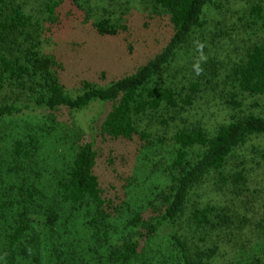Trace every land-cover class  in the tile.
Wrapping results in <instances>:
<instances>
[{"label":"trees","instance_id":"1","mask_svg":"<svg viewBox=\"0 0 264 264\" xmlns=\"http://www.w3.org/2000/svg\"><path fill=\"white\" fill-rule=\"evenodd\" d=\"M35 1L53 14L65 4L87 16L101 6L95 0ZM148 1L168 18L171 34L163 49L131 73L106 85L85 82L71 95L60 81V65L41 53L44 27L35 8L27 0H0V120L24 112L56 114L100 106L87 129L71 120L68 155L60 169L54 168L50 185L23 184L17 186V198L8 192L0 200V216L15 209L8 246L19 247L24 257L8 256L7 264H224L214 259L222 254V238L229 235L243 244L242 222L236 224L239 217L231 207L200 206L192 193L209 176L238 198L256 191L249 190L248 164L264 165V23L223 77L214 57L203 63L199 76L177 81L164 75L167 67L202 30L206 9H222L230 0ZM241 1L245 14L260 15V3ZM92 25L101 36L125 29L110 16ZM218 92L231 112L209 128L193 105ZM254 138L262 143L252 147L254 156L242 153ZM165 140L168 149L157 147ZM37 146L30 134L17 138L12 151L17 172L33 169ZM159 171L166 180L147 189ZM141 189L144 196H135ZM261 208L255 251L230 264H264V203ZM161 230L167 233L166 251L163 239L156 242ZM212 234L215 244L206 245Z\"/></svg>","mask_w":264,"mask_h":264},{"label":"rangeland","instance_id":"2","mask_svg":"<svg viewBox=\"0 0 264 264\" xmlns=\"http://www.w3.org/2000/svg\"><path fill=\"white\" fill-rule=\"evenodd\" d=\"M27 1L35 8V14L44 27L39 37L41 53L53 57L60 65V81L71 95L80 92L85 82L106 85L133 72L160 52L171 34L167 16L154 8L148 0H95V5L101 6L93 8L89 16L70 4L61 6L53 14L48 12L44 4L40 5V2L35 0ZM253 1L260 3L262 9L260 15L254 16L255 18L242 11L241 0H230L219 10L210 5L206 9L204 27L192 36L186 48L177 53L164 75L170 73L177 81H189L196 77L193 66L201 55V50L198 49V44H201L202 52L207 57L203 63L208 65V60L215 57L223 77L228 67L242 58L246 46L263 28L264 0ZM101 16L119 20L125 25V29L120 30L115 36L99 35L92 23ZM99 110L100 106L95 103L77 112L67 110L56 114L46 111L24 112L0 120V200L8 192L11 199L17 198V186L23 184L31 186L35 183L37 187L50 185L54 168L60 169L68 155V147L72 142L68 131L71 120H75L76 126L81 129H87ZM193 112L197 117H201L209 128H213L215 124L229 119L231 105L219 92L214 95L206 94L203 99L194 103ZM53 119L57 120L54 124ZM25 133L32 135V139L37 142L38 146L33 150L34 155L31 158L35 162L32 165L33 169L17 172L15 169L17 161L12 155L13 146L17 138L26 135ZM26 138V142L31 141L30 136ZM166 141L161 144L154 143L166 150L169 148ZM261 144L254 138L242 148V153L254 156L251 154L252 147H260ZM255 158L258 159L257 156ZM248 166L249 190L256 189L253 193L249 192L247 195L244 193L240 198L235 197L234 193L220 189V185L217 186L215 183L217 178L214 176H209L204 184L195 188L192 193V201L199 203L200 206L219 203L223 206L229 205L236 217H239L236 224L242 222L240 229L243 232L241 236L244 239L243 244L239 238L225 235L223 241L219 242L222 254L214 257L215 261L220 263L230 264L240 257L249 256L257 247L256 224L263 209L261 205L264 203V165L259 166L252 162ZM146 173L147 171H143L140 176L145 178ZM164 176L160 171L153 173L147 189L163 182V179L166 180ZM134 193L139 197L145 194L144 189ZM230 197L235 200L228 202ZM14 210L11 209L9 215L0 216V264H7L11 259H8V256L13 255L17 260L24 258L19 253V247L8 246L6 234L13 224ZM166 234V230H161L160 237L156 239L158 243L163 239L160 245L165 251L169 245ZM215 238L214 234L208 237L206 245L213 244ZM204 242V240L199 242L198 247H202ZM155 256L156 254L152 256L154 260ZM151 262L148 261L147 264ZM88 264L97 263L91 261Z\"/></svg>","mask_w":264,"mask_h":264},{"label":"clouds","instance_id":"3","mask_svg":"<svg viewBox=\"0 0 264 264\" xmlns=\"http://www.w3.org/2000/svg\"><path fill=\"white\" fill-rule=\"evenodd\" d=\"M202 48H203V45L198 44V49L201 50V55L199 56V58L197 59L196 63L193 66L194 72H195V74L197 76H199L200 74H202V72H203L202 63L203 62H206V60H207V57L202 52Z\"/></svg>","mask_w":264,"mask_h":264}]
</instances>
